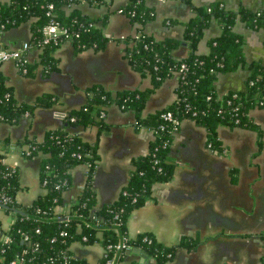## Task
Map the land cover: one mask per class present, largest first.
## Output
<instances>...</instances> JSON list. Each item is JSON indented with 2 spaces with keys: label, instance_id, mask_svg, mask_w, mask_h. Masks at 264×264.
I'll list each match as a JSON object with an SVG mask.
<instances>
[{
  "label": "trees",
  "instance_id": "16d2710c",
  "mask_svg": "<svg viewBox=\"0 0 264 264\" xmlns=\"http://www.w3.org/2000/svg\"><path fill=\"white\" fill-rule=\"evenodd\" d=\"M77 1L10 0L0 4V16L15 21L8 28L29 21L35 42L41 39L43 25L53 19L69 29L68 33L73 38L70 43L75 51L105 48L110 37L104 33L97 19L82 13L77 7L67 9L69 4ZM121 10L137 25V31L136 35L131 33L118 36L117 42L122 45L131 67L150 75L151 84L144 88L129 87L110 91L94 82L86 88L87 101L66 111L65 126L46 130L41 139L24 138L17 141L16 149L23 154L26 144L34 146L32 154L25 156L42 154L39 173L40 181L46 180L45 191L30 204H21L16 199L21 183L19 170L16 168L12 171L13 166L4 161L13 149L7 139L0 138V190L12 195L15 205L19 207L10 229L11 241L0 243V264H11L18 256L24 257L26 264H41L48 257L58 256L53 264H63L65 251L71 257L64 264H106V259L115 253V249L108 245L113 246L120 234L131 248L139 247L154 259L155 264H168L177 247L197 249L200 236L185 235L173 245H166L158 241L151 231L135 235L128 233V217L135 208L147 203L152 185L169 181L174 175L175 162L169 158L170 144L175 133L174 122L165 118L164 114L172 111L181 120L191 119L204 126L207 129V145L217 154L228 151L218 136L220 125L254 129L258 132V144H262V127L251 117L250 111L254 107H264V62H247L244 38L234 30V25L240 18L254 28L264 29V8L252 10L242 7L234 11L227 9L224 3L194 6L195 14L186 23L183 37L168 36L163 39H157L145 30V24L156 13L155 7L150 6L147 0H130ZM212 18L220 20L222 32L209 41L208 52H200L198 42ZM105 20L104 17L102 22L105 23ZM67 39L63 34L58 36L57 41L44 43L39 58L26 64L27 72L24 74L33 75L38 67H41L43 75H49L57 69L59 61L55 52ZM183 44L189 46L190 53L179 57L175 50ZM182 64H185L186 69L175 88L176 99L163 108L143 113L152 92L175 74ZM245 64L251 70L246 88L218 93L216 81L219 75ZM2 78L7 82L4 74ZM5 88L11 91V96L0 107V114L9 123L18 122L26 112L30 116L35 107H49L59 101L56 95L44 91L37 94L32 102H21L15 99L9 84ZM112 104L132 110L136 128L147 127L153 130V137L148 143L147 152L133 159L130 178L122 186L118 198L98 205L91 185L99 156L97 142L83 139L70 127L96 125L98 132H102L108 126L104 120L105 110ZM80 163H90L87 179L78 196L79 202L73 204L66 214V211L59 209L64 205L62 193L72 181L71 169ZM236 173L237 169L233 168L234 181ZM57 184L59 187H56ZM115 222L119 223L120 232L115 229ZM62 231L66 232L61 234ZM83 235L86 236L85 241L82 240ZM74 241L99 243L105 252L97 261L89 262L72 253L69 246ZM127 254V249L123 250L117 258V264H140L135 260L124 262Z\"/></svg>",
  "mask_w": 264,
  "mask_h": 264
},
{
  "label": "crops",
  "instance_id": "0c3cea01",
  "mask_svg": "<svg viewBox=\"0 0 264 264\" xmlns=\"http://www.w3.org/2000/svg\"><path fill=\"white\" fill-rule=\"evenodd\" d=\"M5 1L8 0H0ZM129 1L78 0L69 4L67 9L77 7L82 13L96 18L99 25L103 26L104 33L110 37L105 48L96 50L93 47L77 52L70 41L65 42L55 52L60 63L58 62V70L48 77L52 82H44L40 84V88L16 96L21 102H30L44 91L61 97L57 103L46 107L52 108L51 116H44L42 119V109H37L39 113L35 123L40 121L35 126L28 124L27 128L24 124L23 128L17 129L14 136L7 140L13 150L6 160L16 165L20 174L21 183L16 199L21 204L32 203L45 189L40 184L39 173L42 154L34 156L36 160L21 154L16 149L17 141L24 138L41 139L46 130L65 126L66 111L87 101L86 88L94 82L110 91L150 86V75L133 69L124 55L122 45L117 42L118 36L137 31V25L120 10ZM147 3L155 7L156 13L145 24V30L157 39L168 36L182 38L186 23L195 14L194 6L224 3L227 9L234 11H239L242 7L252 10L264 8V0H147ZM104 17L105 23L102 22ZM211 20L198 42L200 52H208L209 41L222 32L220 20ZM234 30L244 38L247 62H264V29L254 28L245 19L238 18ZM30 32L29 21L18 23L6 30L4 41L9 46H16L27 39ZM175 53L184 57L190 53V48L183 44ZM37 54L31 53L30 58H36ZM7 63V73L4 63L0 68L11 87L12 77L8 71L10 64L16 72L15 77H18L20 71L12 62ZM38 69L41 71V67ZM250 72L245 64L234 71L221 73L216 81L217 92L223 94L228 90H244ZM178 79L175 73L157 87L144 106L143 113L163 108L175 100ZM13 96L15 97L14 93ZM32 112L30 116H25L29 117V122L33 121ZM250 115L262 127L261 146L258 144V132L247 127L220 125L218 136L228 147L227 152L220 154L210 149L207 145V129L194 120L184 119L174 133L169 152V158L175 162L173 177L169 181L154 183L147 203L135 208L128 217L130 235L151 231L158 241L166 245H173L185 235L200 236L197 249L177 247L168 264H262L264 107L252 108ZM104 120L108 126L102 132H98L96 125L70 127L83 139L97 142L99 156L91 185L98 205L118 198L122 186L130 178L133 159L147 152L148 143L153 137L151 129L136 128L133 111L122 109L120 105L108 106ZM7 137L0 136L1 139ZM21 155L26 159L22 160ZM30 163L32 167L29 169ZM233 168L237 169L235 181ZM86 171L87 165L84 163L71 169L72 181L62 193L64 205L61 208L64 211L81 193L87 179ZM9 221L8 216L4 217L5 224L9 225ZM69 248L75 257L89 262L97 261L104 253V247L96 242L87 244L74 241ZM141 257L139 253L132 252L127 254L124 262L135 260L140 264H155L152 257L148 256L140 261Z\"/></svg>",
  "mask_w": 264,
  "mask_h": 264
},
{
  "label": "built area",
  "instance_id": "2783aa9c",
  "mask_svg": "<svg viewBox=\"0 0 264 264\" xmlns=\"http://www.w3.org/2000/svg\"><path fill=\"white\" fill-rule=\"evenodd\" d=\"M5 1V2H9ZM157 1H165V0H157ZM4 2H0V4H2ZM72 5V4H70ZM50 7H52V4H49ZM122 9V8H121ZM120 9V10H121ZM15 21L10 19V18H2L0 16V67L3 63L5 62H12L14 64V66L16 67V69L18 71H20V73L24 74L27 72V66L26 64H28L29 62L35 61L39 58V53L42 50L41 48L43 47L44 43H48L50 41H57V38L59 35H65L68 37V39L66 40V42L68 41H72V37L71 35L68 33L69 29L62 26L60 23H58L57 21L51 19L49 22L45 23L43 25V33L41 35V39L37 42H35V39H33L32 37V31L30 32V36L23 40L22 42H19L18 45L16 46H9L5 43L4 41V33L6 32L8 28V25L10 24H14ZM136 35V33H134ZM123 37V36H122ZM38 53L36 58L31 59L30 54L31 53ZM186 69L185 64H182L179 69L176 70V74L178 75V78L184 74ZM1 68H0V107H2V105L5 103V101L8 100V98L11 96V91L9 89H6L5 86L8 85V82H4L3 78H2V74H1ZM179 80V79H178ZM24 116H28L27 112L25 113ZM164 117L167 118L168 120L171 119V121L174 122V126H173V131L176 132L180 126L183 120L175 117L173 115L172 111L167 112L166 114H164ZM0 121H4V116L2 114H0ZM153 132V130H152ZM25 149V153L23 154L22 152H20L23 155H28L30 156L32 154V151L34 149V146H31L30 144H26L24 146ZM5 162H8L6 160V158L4 159ZM9 163V162H8ZM11 164L12 167V171H15L17 166ZM87 165V170L89 168L90 163H84ZM96 167V165H95ZM47 172H50L49 170ZM87 172V171H86ZM88 173V172H87ZM46 183V180L43 182H40V184L44 187ZM56 187H59V185L57 184ZM79 196V195H78ZM79 202V197L72 202V204H70V206L65 210L66 214H68V209L75 203ZM10 206V207H9ZM63 207V206H61ZM61 207H59V209L61 211H64ZM18 206L15 205V199L12 197V195L6 194L3 191L0 190V243H8L11 241L12 237L10 234V229L12 227V223L14 222V220L16 219L17 216V211L18 210ZM9 217V225L4 223V217ZM66 217H68V215H66ZM115 229L117 231L120 232L119 229V223L115 222ZM66 231H62L61 234L65 233ZM24 238H27V234L24 235ZM82 240L85 241L86 240V236L83 235L82 236ZM108 247L110 248H114L115 249V253L113 257H109L106 259V264H117V258L119 257V255L123 252V250L125 249H130L131 246L127 243L126 239L121 236L118 239V241L112 246V245H108ZM105 252V249H104ZM104 254V253H103ZM71 255L69 253H67L66 251L63 254V264L66 263V261H68L70 259ZM58 256L55 257H48L47 260H44L41 262V264H53L56 260H57ZM11 264H26L25 258L18 256L16 258H14L11 261Z\"/></svg>",
  "mask_w": 264,
  "mask_h": 264
},
{
  "label": "rangeland",
  "instance_id": "374dc122",
  "mask_svg": "<svg viewBox=\"0 0 264 264\" xmlns=\"http://www.w3.org/2000/svg\"><path fill=\"white\" fill-rule=\"evenodd\" d=\"M6 63H4V68L6 70L5 72L7 73V66H8L9 63H7V64ZM10 69L8 71H9V74H11V77H12L11 88H12V91H13V93L15 95V98L19 97L20 94L21 95H25V94L30 93L31 91H33L36 88H40V84H42L44 82H46V83L52 82V80L51 79H48V77H50L51 76L50 74H53L54 71H57L58 70V68L55 69V70H52L50 72V74H49L50 76H49V75H46V74L43 75V73L37 68L35 70V73L33 75H25V74L18 73V77H15V74L14 73H16V72L11 67V64H10ZM45 86H47V85H45ZM49 93H51V92H49ZM59 98H61V97L59 96ZM32 101H30V102H32ZM49 107H51V106H49ZM37 109H42L41 110L42 111V114H41V116H42L41 118L42 119H43L44 116H47V117L48 116H51V111H52L51 109L52 108L35 107L33 109V112H32L33 113L32 114L33 115V117H32V120L33 121L32 122H29V119L27 120V118H29V117L25 118V116L24 117H21L19 119V121L18 122H15V123H9V122H6L5 123V121L0 122L1 123V125H0V136H4V135L6 137L8 136L6 139L9 140V137L11 138L12 136H14L15 131L17 129L23 128V125L24 124L26 125V128L28 127V124L30 126H35L36 123L40 121V120H38L35 123L36 117L38 116V113H39ZM21 157H23V158H21L22 160H25L26 159V158H24L25 156H23V155H21ZM33 159L36 160V157H34ZM33 162H35V161H33ZM28 167L30 169L32 167V163H30L28 165Z\"/></svg>",
  "mask_w": 264,
  "mask_h": 264
},
{
  "label": "water",
  "instance_id": "95a60500",
  "mask_svg": "<svg viewBox=\"0 0 264 264\" xmlns=\"http://www.w3.org/2000/svg\"><path fill=\"white\" fill-rule=\"evenodd\" d=\"M132 252L139 253L142 256L140 261H143L144 258L148 257L144 252H142V250L139 247H132L131 249H127L128 254H130Z\"/></svg>",
  "mask_w": 264,
  "mask_h": 264
}]
</instances>
